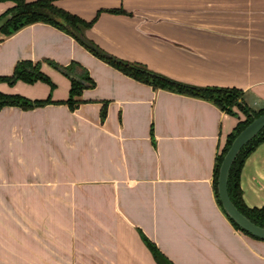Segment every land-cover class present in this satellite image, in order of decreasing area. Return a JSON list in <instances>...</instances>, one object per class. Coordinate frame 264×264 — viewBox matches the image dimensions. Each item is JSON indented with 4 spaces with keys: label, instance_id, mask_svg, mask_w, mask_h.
Listing matches in <instances>:
<instances>
[{
    "label": "crops",
    "instance_id": "obj_1",
    "mask_svg": "<svg viewBox=\"0 0 264 264\" xmlns=\"http://www.w3.org/2000/svg\"><path fill=\"white\" fill-rule=\"evenodd\" d=\"M180 2L55 3L87 21L101 11L86 34L113 56L180 82L235 87L263 105L264 0H208L230 19L224 30L170 24ZM10 7L0 2V17ZM119 8L128 15L106 11ZM23 60L40 62L55 89L18 80L0 82L1 92L66 100L71 79L50 62L79 63L96 86L74 111L0 109V264H57L59 201L77 239L68 235L67 248L78 244L90 264H157L143 234L174 264H264V241L234 227L214 190L217 156L245 118L239 109L137 81L44 22L0 35V76ZM241 189L248 206H264V142L246 159Z\"/></svg>",
    "mask_w": 264,
    "mask_h": 264
},
{
    "label": "trees",
    "instance_id": "obj_2",
    "mask_svg": "<svg viewBox=\"0 0 264 264\" xmlns=\"http://www.w3.org/2000/svg\"><path fill=\"white\" fill-rule=\"evenodd\" d=\"M5 1L10 0H0V2ZM12 1L15 2V6L8 9L0 17V19L9 13H12L14 17L0 31V34L2 33L6 36H11L28 25L37 22L48 23L71 35L95 56L118 69L125 75L136 79L137 81L150 85L155 89H164L212 102L223 111H226L231 115H237L234 109V107H237L245 115V118L243 120H239L237 123L233 133L229 136L225 147L217 156L215 165L214 190L217 202L223 209L218 193V177L220 166L234 139L239 135V133L245 129L255 118L264 114V104L259 106V108H253L244 100V94L241 89L235 87L217 86L202 87L180 82L173 78L154 72L141 63L128 62L103 51L86 36L87 29L94 25L101 11L98 12L97 16L93 20L87 21L78 15L57 6L55 3L57 0ZM106 11L114 14L125 13V10L120 8ZM59 19H62L64 23L58 21ZM50 63L71 79L69 96L66 100L55 102L52 100L51 96L46 99L33 100L18 93L8 94L0 91V109L6 106H16L24 110H29L37 107H44L51 103H57L67 104L69 108L74 111L79 106H81L85 102V100L82 98L83 92L88 88H93L96 86V83L90 76L89 72L77 62H73L69 66H62L54 62ZM18 80H22L27 83L43 81L49 84L52 89H55L56 87V84L52 81V79L42 70L41 63L33 62L31 60H23L18 62L12 76H0V82H9L13 84ZM107 105L108 103L104 102L101 113L102 120H104L106 117ZM263 142L264 128L241 149L240 153L231 166L228 178V191L234 204L245 216L261 227H264V206L250 207L245 203L241 189V171L249 155ZM223 211L225 212L224 209ZM228 218L237 230L260 240L258 237H255L242 229L232 218L229 216ZM142 237L144 243L151 251L157 264H174L145 234H143Z\"/></svg>",
    "mask_w": 264,
    "mask_h": 264
},
{
    "label": "rangeland",
    "instance_id": "obj_3",
    "mask_svg": "<svg viewBox=\"0 0 264 264\" xmlns=\"http://www.w3.org/2000/svg\"><path fill=\"white\" fill-rule=\"evenodd\" d=\"M11 7L15 6V2L10 0ZM176 10H178L181 14L179 19H169L170 24L173 23H184L187 24L188 27L197 26V27H206V28H217L224 30L226 26L231 25L229 20H227L226 12L220 11L217 12L215 9V5H213L214 9L211 10V4L208 0H185V3L180 2L179 4H174ZM224 8V5H222ZM10 7V8H11ZM123 9V8H120ZM124 10V9H123ZM125 15H128V12L125 10ZM163 21V20H162ZM157 19L154 20V23H158ZM88 30V29H87ZM5 35V34H0ZM87 36V34H86ZM88 37V36H87ZM54 90V89H53ZM246 101V99H244ZM253 108H259V106H252ZM237 110V107H234ZM68 213L71 214V210L66 211V203L64 201H59V217H58V235H57V264H90L89 260L84 259L82 257V252L77 245H75V249H71V247L67 248V236H71V240H77L76 236L71 235V229L67 228L65 223H70L68 218ZM74 241V243H75ZM12 250L22 249L14 248Z\"/></svg>",
    "mask_w": 264,
    "mask_h": 264
},
{
    "label": "water",
    "instance_id": "obj_4",
    "mask_svg": "<svg viewBox=\"0 0 264 264\" xmlns=\"http://www.w3.org/2000/svg\"><path fill=\"white\" fill-rule=\"evenodd\" d=\"M9 13L0 19V31L13 19ZM64 23L62 19H59ZM264 128V114L255 118L234 139L230 149L226 153L219 170L218 193L226 214L232 218L242 229L264 241V227H261L245 216L232 201L228 191V178L231 166L241 149L251 141Z\"/></svg>",
    "mask_w": 264,
    "mask_h": 264
}]
</instances>
